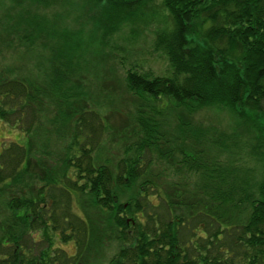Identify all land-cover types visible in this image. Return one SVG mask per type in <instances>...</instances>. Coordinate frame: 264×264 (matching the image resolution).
<instances>
[{
	"label": "trees",
	"instance_id": "1",
	"mask_svg": "<svg viewBox=\"0 0 264 264\" xmlns=\"http://www.w3.org/2000/svg\"><path fill=\"white\" fill-rule=\"evenodd\" d=\"M11 1L23 9L67 12L79 4L87 12L85 18L102 30L104 46L120 55L135 136L118 159H103L104 136L114 130L86 95L67 92L68 77L56 71L50 79L37 69L27 74L20 63L9 74L2 69L0 121L28 141L26 147L9 142L0 152V214L7 217L0 225V264H83L97 220L113 227L122 243L110 264H264V171L257 174L264 167V0ZM24 14L22 23L0 35L22 57L30 42L22 24L33 30L42 24L30 11ZM155 14L154 52L167 60L170 75L146 70V60L129 47ZM63 46L54 49L53 66L63 60ZM214 106L237 118L233 128L192 123ZM59 109L74 139L50 154L45 150L47 160L59 159L43 169L50 179L32 186L41 127L47 123L51 142ZM47 110H58L54 120ZM75 199L79 212L71 207ZM35 230L44 232L48 246L38 255L25 243ZM55 240L74 242L76 254L55 248Z\"/></svg>",
	"mask_w": 264,
	"mask_h": 264
},
{
	"label": "rangeland",
	"instance_id": "2",
	"mask_svg": "<svg viewBox=\"0 0 264 264\" xmlns=\"http://www.w3.org/2000/svg\"><path fill=\"white\" fill-rule=\"evenodd\" d=\"M157 3H160L158 1ZM76 8H73V12L63 11L57 7L51 10H35L30 9L29 6L23 8L13 6L11 0H0V35L6 27L12 26L17 21L21 22L22 19L27 18L26 14L22 17V12L30 11L33 15V19L40 21L42 24H38L32 29V27L25 26L26 30H22V35H30V42H27L28 51L24 57L20 56V53L16 52L15 49H8L5 44L0 41V71L9 74L10 68L14 66L21 67L20 64L24 65V70L27 74L33 69L38 70L40 76L48 75L50 79L56 78V71H60L62 77H68V82L64 84L67 92L81 93L88 97V101H91V106L94 112L98 113L101 117L102 123L108 127L112 126L114 131H107L104 140L102 142V148L99 155L103 159L109 157H115L118 159L122 155L125 147L129 144H134L135 130L132 128V121L134 116L135 108L132 105V99L125 91L123 82V70L117 65L120 55L112 52V45L104 46V37L102 30L94 28L93 25L85 18L87 12L83 13V10L76 4ZM83 13V14H82ZM156 20L148 17L149 24L142 27L143 32L140 36L135 39V42H130L131 53L134 57H141L146 60L145 69L153 71L155 74L170 75L171 69L169 63L163 56H157L154 52V40L155 31L158 30L157 15ZM56 19V27L52 28V21ZM47 20V22H45ZM22 23V22H21ZM59 25V27H58ZM23 27V28H24ZM54 30H50V29ZM63 34L66 37V42H63L60 35ZM117 38V37H116ZM119 38V37H118ZM1 40V39H0ZM124 39H119V44L125 43ZM114 45V40L106 39V42H110ZM62 45L63 60L58 65L53 66V51L56 48H60ZM120 45V46H121ZM117 46V45H116ZM119 47V45L117 46ZM22 48V47H21ZM20 63V64H19ZM55 67V68H53ZM71 80V81H70ZM70 81V82H69ZM71 100V99H70ZM116 102L117 105L112 102ZM119 101V103L117 102ZM93 102L97 105H93ZM59 108V106H58ZM52 113L48 118L54 120L55 115L58 114V110H47L46 113ZM60 113V109H59ZM63 121H62V120ZM128 121V122H127ZM193 124H199L200 126H216L219 130H227L233 128L237 118L231 115L229 111L218 108L216 106L210 107L209 109L203 110L198 115L191 118ZM130 122V123H129ZM65 125V126H64ZM136 125V124H133ZM131 126L125 129L124 127ZM47 123L41 127V139L38 142L40 148L36 147L40 156L35 153V160H32L33 165L32 171L37 176L30 178L32 186H43L44 183L50 179V173H45V166L51 170V164L54 160L58 161V158L53 156L47 160L48 155H43L45 150L46 153H51L59 149H63L66 145V138L73 140L75 136V130L72 127H66L64 113H60L57 118V123L51 124L52 135L57 131V135L51 142H48V130ZM131 131V135H130ZM121 134V137H120ZM124 136L127 137L126 141ZM62 137V138H61ZM131 137V138H128ZM80 142L84 141V137L80 136L78 139ZM28 137L22 131L13 129L4 122L0 121V152L2 147L9 142H15L21 146H27ZM125 141V142H123ZM48 142V143H47ZM50 143V144H49ZM48 144L47 146H45ZM112 157V158H113ZM113 159V160H114ZM38 162L40 168L34 167V163ZM264 164H261L263 166ZM61 164H57L60 167ZM44 169V170H43ZM59 170V169H58ZM264 167L261 172L257 174L262 175ZM39 176L44 179L43 182H39ZM36 187V188H37ZM30 190V189H29ZM73 196L74 193L69 190ZM76 198V196H75ZM127 199L124 198L123 202ZM155 204L159 202L154 200ZM79 205L77 199L71 203V207L74 212H79ZM85 219L86 217L81 214ZM7 218V217H6ZM0 214V225L6 219ZM9 220V219H7ZM10 221V220H9ZM98 225L95 227L97 235H93L92 231L89 230L88 244L85 241L86 247L83 253V264H110L111 259L119 252L122 243L115 239L113 233L107 226H102L103 221H98ZM92 219L89 222L90 229H94ZM102 226V227H101ZM114 232V231H113ZM26 233L25 243L28 242L33 247V254L38 255L47 246V238L41 230H35L34 235H28ZM35 240V243L32 240ZM55 248L64 249L68 256H73L77 252V247L74 242L68 244H62L59 241H53ZM65 254V255H66Z\"/></svg>",
	"mask_w": 264,
	"mask_h": 264
}]
</instances>
